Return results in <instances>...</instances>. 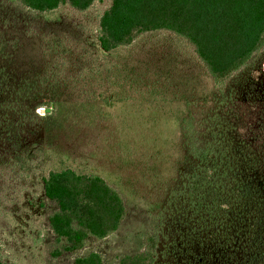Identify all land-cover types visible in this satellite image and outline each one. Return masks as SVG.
I'll return each instance as SVG.
<instances>
[{"label": "rangeland", "instance_id": "374dc122", "mask_svg": "<svg viewBox=\"0 0 264 264\" xmlns=\"http://www.w3.org/2000/svg\"><path fill=\"white\" fill-rule=\"evenodd\" d=\"M110 5L38 14L0 0L1 258L72 264L94 252L115 264L151 235L155 264H231L226 239L201 227L188 207L184 156L209 140V130L225 131L264 178V48L216 88L168 33L102 51L98 22ZM45 104H54L49 113ZM182 120L191 123L187 143ZM66 168L101 177L121 196L126 217L106 238L52 259L64 243L47 225L56 207L43 197L42 178Z\"/></svg>", "mask_w": 264, "mask_h": 264}, {"label": "trees", "instance_id": "16d2710c", "mask_svg": "<svg viewBox=\"0 0 264 264\" xmlns=\"http://www.w3.org/2000/svg\"><path fill=\"white\" fill-rule=\"evenodd\" d=\"M14 1L38 14H50L64 6L84 12L95 0ZM159 32L184 42L220 88L264 48V0H111L99 18L97 42L102 51L110 52ZM53 106L45 104L44 112ZM185 124L182 138L187 143L192 129L182 120ZM208 136L184 156L191 165L183 186L188 207L201 227H215L226 239L231 264H264V178H258L257 164L243 152L235 153L225 131L209 130ZM42 190L44 199L56 207L47 225L56 242L64 243L48 253L52 259L80 251L88 238H106L126 217L119 193L97 175L69 168L49 171L42 178ZM156 249V237L145 235L138 253L121 256L115 264H155ZM0 264H7L1 255ZM72 264L105 263L93 252Z\"/></svg>", "mask_w": 264, "mask_h": 264}]
</instances>
